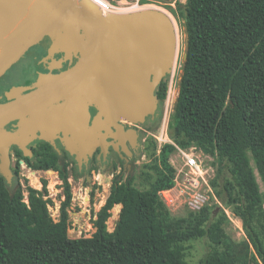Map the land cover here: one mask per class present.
Instances as JSON below:
<instances>
[{"label": "trees", "instance_id": "obj_1", "mask_svg": "<svg viewBox=\"0 0 264 264\" xmlns=\"http://www.w3.org/2000/svg\"><path fill=\"white\" fill-rule=\"evenodd\" d=\"M177 13L186 59L168 138L180 149L196 146L215 159L214 196L241 221L253 264H264V196L249 163L264 191V0H186ZM166 81L156 93L161 101ZM174 150L166 145L156 155L150 141L146 167L154 174L141 173L146 188L135 187L133 175L122 181L123 165L95 214L94 234L69 239L66 165L59 166L58 155L44 142L31 157L14 148L13 175L18 177L20 161L31 171L56 172L64 199L54 222L45 180L40 191L26 187L24 202V190L17 186L10 193L0 176V264H188L186 244L200 239L206 240L208 251L198 264H233L223 247L228 221L217 205L173 218L158 197L174 185L168 159ZM116 205L121 206L118 219L108 232L106 222Z\"/></svg>", "mask_w": 264, "mask_h": 264}, {"label": "water", "instance_id": "obj_2", "mask_svg": "<svg viewBox=\"0 0 264 264\" xmlns=\"http://www.w3.org/2000/svg\"><path fill=\"white\" fill-rule=\"evenodd\" d=\"M101 14L88 0H0V76L58 23L67 31L62 37L50 35L48 51L64 54L53 68L76 59L57 74H39L35 90L21 86L5 93L8 103L0 104L3 179L10 175V149L29 157L27 145L37 133L42 142L67 145L83 156L102 146L111 126L116 131L112 136L119 134L124 145L115 117L140 122L154 107L155 89L171 68L170 17L153 8L109 14L98 21ZM74 25L79 26L77 36ZM89 107L97 110L95 121L90 120ZM9 123L13 125L8 130Z\"/></svg>", "mask_w": 264, "mask_h": 264}, {"label": "rangeland", "instance_id": "obj_3", "mask_svg": "<svg viewBox=\"0 0 264 264\" xmlns=\"http://www.w3.org/2000/svg\"><path fill=\"white\" fill-rule=\"evenodd\" d=\"M185 1L186 0H146L143 2V4H150L159 8V10H164L169 13L170 17L174 20L179 32L180 46L177 54V61L174 65L175 67H171L170 73L166 74L165 76V79L168 81L170 79L172 80V96L170 98V95H166V97H169V103L165 98L161 103L158 104V108L154 106L152 110L146 114V116H148L146 117L147 119L144 118L142 121L133 124V126L124 128V133L126 134V139L128 138V141L124 142L125 147L123 149L120 148L121 142L117 141L118 146H115L117 152L113 154V152L109 151L111 157L113 156L111 158L112 162L109 160L104 161V159L101 158V155L98 151V146L100 145H96L90 149V153L87 152L83 156L76 155V151L74 149L71 150L67 145L59 147L57 144L55 147H53L54 151L59 157V166L65 164L68 171V183L71 192V202L69 208L67 209V236L69 239L90 238L94 234L95 229L93 227V221L96 219L95 214L104 204V201L108 196L110 186L113 183V179L119 175L123 165L125 166V170L123 171L122 181H125L129 175H133L134 186L141 190L146 188L144 184V176L141 175V173L148 172L151 175L154 174L146 167L151 163V158L148 157L149 152L146 153V147L150 141H153L156 146V155H159L163 147L166 146V144H162L161 147H159L158 142L153 138V136H159L160 129L164 122L167 125L178 94V83L181 76L183 55L185 54L186 37L184 34L183 21L177 12L180 11V7L184 5ZM132 4H134L133 1L127 0V4H124L120 8H128L130 5L132 6ZM74 27L76 29H72L74 30V35L77 36V30L79 29V26L74 25ZM72 29L68 30L70 34ZM66 31L67 29L65 24L58 23L48 34L40 38L22 57H20L11 67L7 69L5 73L0 76V83L5 79H11L15 80L12 84L14 85L18 82H25V80L33 78L35 76V74L31 72L33 71V68L31 70V68L28 66L41 57L43 58V63H46L51 61V57L58 56V54H60L58 51L52 50L55 52L54 55H52L53 53L48 51L49 48L47 49L46 46L51 41L50 35L52 37H54V35L62 37L63 33ZM63 58L64 57H62V59ZM72 59V57L69 59L68 62L70 63L68 67L76 64V59L74 63L71 64ZM173 92H176L175 97L173 96ZM93 112L94 114L92 116V121H95L97 111L93 110ZM153 117L154 119L152 120ZM121 123L123 125H128L125 124L126 121H121ZM142 140H144L142 151H137L135 149L134 142L142 143ZM110 144H114V141H110ZM200 152L203 155V163L205 167H210L212 170L209 178V184L212 185L217 176L215 159L204 153L202 150H200ZM141 153L143 155H141ZM168 159L170 165L176 172V170L181 167V160L178 153H176L174 150V152L168 155ZM14 161L15 159L11 157L9 163L10 175H7V177L5 175L4 178L9 192L12 193L15 191L17 186H20L24 190L23 196L24 202H26V187H31L40 191V181L45 180L47 198L51 202V204L48 206V211L52 220L56 222L59 216L60 203L64 199L62 195L61 181L59 180L57 173L52 171H31L25 165H20L19 174L16 178L11 171L14 168ZM249 163L254 170L260 193L262 196H264L262 184L254 168V164L251 160ZM83 198H85L86 201ZM214 204L215 203H213L212 199H210L207 203L208 206H213ZM166 207L173 218H187L188 214L191 213L184 205L181 204L180 200L173 203L168 202ZM120 208L121 206L119 209H117V215L116 211L113 213L111 210V217L106 222L108 232L113 230L118 219ZM223 208L227 212L226 218L228 221L224 225L226 237L223 243V247L226 248L230 253L227 261H230L233 264H253L252 256L254 255V252L242 230L241 221L229 208ZM213 212H216L215 209ZM186 247V261L188 264H198L208 251V245L205 239L191 241L186 244Z\"/></svg>", "mask_w": 264, "mask_h": 264}, {"label": "built area", "instance_id": "obj_4", "mask_svg": "<svg viewBox=\"0 0 264 264\" xmlns=\"http://www.w3.org/2000/svg\"><path fill=\"white\" fill-rule=\"evenodd\" d=\"M88 1L93 3L104 16L109 14H116L115 11H117L124 4H127V0ZM130 1L134 2V4H132V6L134 7L152 6L150 4H143V2L146 0ZM147 8L159 10V8L155 6ZM161 11L166 14V11ZM166 83L167 94L169 96L172 88V80H167ZM168 96L166 97L167 101L169 98ZM153 138L158 142L159 147H161L162 144L172 145L181 160V167L174 173L173 187L158 192V197L163 202V204L166 206L168 202L173 203L180 200L181 204L184 205L190 212L197 213L207 205L210 199H212L213 203H215V205H217L223 211V213L225 212L224 214L225 216H227V212L224 210L220 202L215 198L211 185L209 184V178L212 170L210 167H205L203 163V155L201 154L199 148H197L196 146H191L188 148V150H184L172 144L167 135V125L165 124V122L160 129L159 136H153ZM101 148L102 150H104L105 146L102 145Z\"/></svg>", "mask_w": 264, "mask_h": 264}, {"label": "flooded vegetation", "instance_id": "obj_5", "mask_svg": "<svg viewBox=\"0 0 264 264\" xmlns=\"http://www.w3.org/2000/svg\"><path fill=\"white\" fill-rule=\"evenodd\" d=\"M50 45H51V41L47 44V46H46V48L48 49L49 47H50ZM64 54L63 53H60V54H58V56H63ZM57 56V57H58ZM74 61H75V58H73L72 59V62H71V64H73L74 63ZM68 66H69V62H64V63H62V65H61V68L60 69H55V68H53L54 66H53V64H52V60L51 61H48V62H46V63H43V58L41 57V58H39L38 60H36L35 62H32L28 67H30L31 68V70H32V68H33V71H31L32 73H34L35 74V76L33 77V78H30V79H27V80H25V82H18V83H16V84H14V85H12L13 84V82L15 81V80H11V79H5L3 82H1L0 83V104H5V103H8V101H7V99H6V96H5V93L6 92H8L9 91V89H11L12 87H33L34 86V90L35 89H37V87H36V85L38 84V82H39V74H48V73H51V74H57L58 72H61V71H63V70H65L66 68H68ZM31 73V74H32ZM163 81V80H162ZM157 91H158V86H157V89H156V91H155V93H154V96H155V103H154V106L156 107V108H158L157 106H158V104L159 103H161L162 101L161 100H159L158 98H156L157 96H156V93H157ZM96 110V108L95 107H89V115H90V120L92 121V116H93V114H94V112H93V110ZM97 111V110H96ZM156 112V111H155ZM146 117H148V116H145V119H147ZM154 119V117L152 118V120ZM117 123H119V124H121V129H122V136H123V138L125 139L124 141H128L127 139H126V134L124 133V128H127V127H131V126H133V124H135V123H131L130 124V122H126L125 124H128V125H123L122 123H121V121H117ZM130 124V125H129ZM12 125H13V123H9L7 126H6V129H11L12 128ZM113 126H111L110 128H111V134H109V136L108 137H106L105 139H104V144H105V150H102V148L100 147V146H98L99 147V149H98V151H99V153H100V155H101V158H103L104 159V161L105 160H109L110 162H112L111 160V158L113 157H111V154H110V152L109 151H111V152H113V154L114 153H116L117 151H116V149H115V146H118V143H117V141H121L120 140V137H119V134H118V137L116 138V137H113L112 135L113 134H115L116 133V131L114 130V128H112ZM42 141L43 140H41L40 138H39V134L37 133V135L31 140V142L27 145V147H28V149L30 150V152H31V155L29 156V157H31L32 156V154H33V150L37 147V145H39L40 143H42ZM106 141H109V142H106ZM110 141H114V144H110ZM134 141H136L135 139H134ZM137 141H140V140H137ZM143 142H144V140H142V143L141 142H137V143H135L134 142V145H135V149L138 151V150H140V151H142V148H143ZM108 143V144H107ZM58 146L60 147L61 145L58 143ZM107 147V148H106ZM125 147V145H122V144H120V148L121 149H123ZM10 151L12 152V154H11V156L10 157H13L14 159H15V161H16V157H15V154H14V148L12 147L11 149H10ZM104 151V152H103ZM139 151V152H140ZM89 153H90V151H89ZM22 154V153H21ZM141 155H143L142 153H141ZM14 161V162H15ZM15 164V163H14Z\"/></svg>", "mask_w": 264, "mask_h": 264}, {"label": "bare ground", "instance_id": "obj_6", "mask_svg": "<svg viewBox=\"0 0 264 264\" xmlns=\"http://www.w3.org/2000/svg\"><path fill=\"white\" fill-rule=\"evenodd\" d=\"M147 7H152V6H147ZM147 7H144V6H142V7H140V6H138V7H134V6H131L130 5V7H128V8H119L117 11H115L116 13H118V14H122V15H124V14H130V13H134V12H136V11H139V10H142V9H144V8H147ZM166 14H168L169 15V17H170V14L169 13H167L166 12ZM104 19V15L103 14H101V16H99L98 17V21H102ZM170 20H171V22H172V26H173V33H174V37H173V43H172V65H171V67L173 68V67H175L174 65H175V63H176V61H177V54H178V50H179V42H180V36H179V32H178V29H177V26H176V24H175V22H174V20L170 17ZM172 71V70H171ZM157 75H159L160 73L158 72V73H156ZM173 91V90H172ZM172 91H170V93H169V95H170V98H171V96H172ZM175 93L176 92H173V96L175 97ZM157 98V97H156ZM174 99V98H173ZM168 102V101H167ZM151 103H155V100L154 99H152L151 100ZM169 103V102H168ZM166 107V106H165ZM167 110V109H166ZM154 111V110H153ZM120 119H118V118H116L115 117V121H119ZM122 121V120H121ZM125 122V121H124ZM152 127V126H151ZM158 128V127H157ZM128 139V138H127ZM134 140V139H133ZM107 142V141H106ZM102 145L103 146H105V144L102 142ZM107 148V147H106ZM84 200H85V198H83ZM86 201V200H85ZM119 207H120V205H116V206H114L113 207V209H112V212L114 213V211H116V215L118 214V211H117V209H119Z\"/></svg>", "mask_w": 264, "mask_h": 264}, {"label": "crops", "instance_id": "obj_7", "mask_svg": "<svg viewBox=\"0 0 264 264\" xmlns=\"http://www.w3.org/2000/svg\"><path fill=\"white\" fill-rule=\"evenodd\" d=\"M61 59H62L61 56H58V57H57V56H56V57L53 56V57L51 58L53 66H54V67H57L58 64L55 63V61H59V60H61ZM0 140L3 141V138H2L1 135H0ZM10 159H11V158H10ZM22 162H23V161H22ZM19 165H24V162H23V164H20V162H19Z\"/></svg>", "mask_w": 264, "mask_h": 264}]
</instances>
